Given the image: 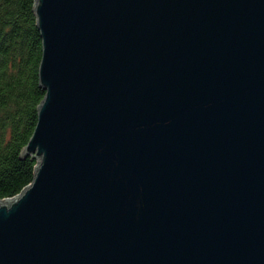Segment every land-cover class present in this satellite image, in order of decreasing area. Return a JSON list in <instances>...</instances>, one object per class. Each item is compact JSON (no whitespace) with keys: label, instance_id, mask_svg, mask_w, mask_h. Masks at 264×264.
<instances>
[{"label":"water","instance_id":"1","mask_svg":"<svg viewBox=\"0 0 264 264\" xmlns=\"http://www.w3.org/2000/svg\"><path fill=\"white\" fill-rule=\"evenodd\" d=\"M45 92L0 200V264H264V0H35Z\"/></svg>","mask_w":264,"mask_h":264},{"label":"trees","instance_id":"2","mask_svg":"<svg viewBox=\"0 0 264 264\" xmlns=\"http://www.w3.org/2000/svg\"><path fill=\"white\" fill-rule=\"evenodd\" d=\"M34 5L35 0H0V200L19 194L35 174L36 160L23 154L45 95Z\"/></svg>","mask_w":264,"mask_h":264}]
</instances>
